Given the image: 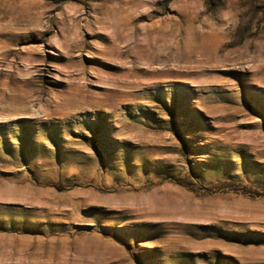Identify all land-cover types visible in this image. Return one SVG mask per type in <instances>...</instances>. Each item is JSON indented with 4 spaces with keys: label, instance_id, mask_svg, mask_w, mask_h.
<instances>
[{
    "label": "rangeland",
    "instance_id": "1",
    "mask_svg": "<svg viewBox=\"0 0 264 264\" xmlns=\"http://www.w3.org/2000/svg\"><path fill=\"white\" fill-rule=\"evenodd\" d=\"M0 264H264V0H0Z\"/></svg>",
    "mask_w": 264,
    "mask_h": 264
}]
</instances>
